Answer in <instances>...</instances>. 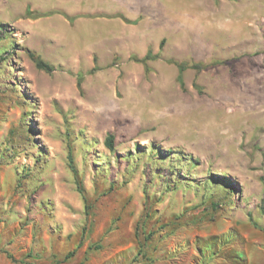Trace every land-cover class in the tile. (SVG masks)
<instances>
[{
    "label": "rangeland",
    "instance_id": "rangeland-1",
    "mask_svg": "<svg viewBox=\"0 0 264 264\" xmlns=\"http://www.w3.org/2000/svg\"><path fill=\"white\" fill-rule=\"evenodd\" d=\"M0 24V264H264V0H0Z\"/></svg>",
    "mask_w": 264,
    "mask_h": 264
},
{
    "label": "bare ground",
    "instance_id": "bare-ground-1",
    "mask_svg": "<svg viewBox=\"0 0 264 264\" xmlns=\"http://www.w3.org/2000/svg\"><path fill=\"white\" fill-rule=\"evenodd\" d=\"M157 106V105H156ZM136 111L138 112L139 116L141 117V121H157L158 124L163 125L164 128H170L173 131H181L183 128L184 122L177 120V121H171L166 117V115L159 112V110L152 105L150 109L148 110L147 115H143V109L139 108V106L136 107ZM187 125V124H186ZM200 126V124H197ZM195 129V127H194ZM188 131V130H187ZM187 131L183 133H187ZM189 132V131H188ZM191 133V132H190ZM189 136V135H188Z\"/></svg>",
    "mask_w": 264,
    "mask_h": 264
},
{
    "label": "trees",
    "instance_id": "trees-1",
    "mask_svg": "<svg viewBox=\"0 0 264 264\" xmlns=\"http://www.w3.org/2000/svg\"><path fill=\"white\" fill-rule=\"evenodd\" d=\"M0 27H3V25L0 24ZM32 55V54H31ZM32 57L34 58V56L32 55ZM149 54L146 55V59H148ZM34 62L36 64V67L39 70H44V71H49V67L43 62L41 61L38 57L34 58ZM178 81L181 85H183V81H182V74L183 72L186 70L187 66L184 64H178ZM105 145L109 150H113V136L112 135H108L106 140H105ZM261 213L264 215V207H261Z\"/></svg>",
    "mask_w": 264,
    "mask_h": 264
}]
</instances>
